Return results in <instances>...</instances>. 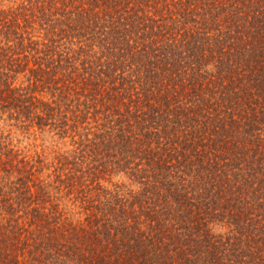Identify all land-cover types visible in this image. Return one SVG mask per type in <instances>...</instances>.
Here are the masks:
<instances>
[{
  "label": "trees",
  "instance_id": "trees-1",
  "mask_svg": "<svg viewBox=\"0 0 264 264\" xmlns=\"http://www.w3.org/2000/svg\"><path fill=\"white\" fill-rule=\"evenodd\" d=\"M0 264H264V0H0Z\"/></svg>",
  "mask_w": 264,
  "mask_h": 264
},
{
  "label": "rangeland",
  "instance_id": "rangeland-1",
  "mask_svg": "<svg viewBox=\"0 0 264 264\" xmlns=\"http://www.w3.org/2000/svg\"><path fill=\"white\" fill-rule=\"evenodd\" d=\"M2 127L7 133H12L15 143H18L20 147L26 150L30 149L31 153L37 151V153L41 152L43 155H49V157L53 158L58 154L64 153V151L74 148L72 137L60 138V135L56 134V131L48 134L37 129H32L30 131L31 134H25L15 127H10L8 123L2 124ZM75 140L78 141L79 139L75 138ZM110 181V183L107 182V185L111 188L113 185L129 184V181L125 177L118 175L112 176Z\"/></svg>",
  "mask_w": 264,
  "mask_h": 264
}]
</instances>
